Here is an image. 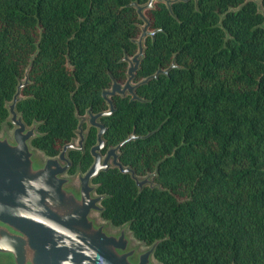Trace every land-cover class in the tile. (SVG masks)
Masks as SVG:
<instances>
[{"label": "trees", "instance_id": "16d2710c", "mask_svg": "<svg viewBox=\"0 0 264 264\" xmlns=\"http://www.w3.org/2000/svg\"><path fill=\"white\" fill-rule=\"evenodd\" d=\"M131 1L0 0V123L10 124L6 102L36 50L16 104L37 122L34 147L57 154L75 136V112L107 109L101 91L126 79L122 57L144 23ZM171 10H145L156 31L134 81L175 66L138 85L141 99L115 94L101 118L107 145L144 135L119 159L138 175L156 170V185L139 191L129 173L100 171L101 215L158 240L161 264H264V13L255 0H175ZM95 141L90 126L69 173L87 169Z\"/></svg>", "mask_w": 264, "mask_h": 264}, {"label": "water", "instance_id": "95a60500", "mask_svg": "<svg viewBox=\"0 0 264 264\" xmlns=\"http://www.w3.org/2000/svg\"><path fill=\"white\" fill-rule=\"evenodd\" d=\"M155 1H164L172 11L171 3L175 0H147L144 3L133 0L129 3L144 23L139 36L133 39L137 51L122 57L127 62L126 79L120 82L113 78L110 86L101 91L108 108L94 112L89 107L83 114L75 112L77 139L73 136L55 155H47L41 150L43 159L36 156L37 147L31 144V139L38 134L37 122L27 124L16 108L37 50L31 55L24 78L19 79L11 100L6 102L12 132L0 134V264H161L154 257L158 240L151 244L140 240L145 244L141 249L129 237L132 233L129 222L116 225L118 230L110 231L106 223L99 222L92 214L96 211L102 216L103 211L101 200L105 194L98 193L97 183L93 182L100 171L117 167L121 172L129 173L139 191L146 185H156L152 179L156 170L138 175L119 159L120 147L125 142L144 135L133 131L117 144L107 145L106 126L101 120L114 111L112 97L115 94L141 99L135 91L138 85L175 66L172 61L166 69L158 68L153 74L134 81L143 57L145 37L153 36L156 31L149 29L150 20L145 13ZM255 1L264 13L260 0ZM90 126L96 128V141L90 146L92 161L84 171L77 167L74 172L78 180L76 185L68 175L72 166L69 151H83Z\"/></svg>", "mask_w": 264, "mask_h": 264}, {"label": "rangeland", "instance_id": "374dc122", "mask_svg": "<svg viewBox=\"0 0 264 264\" xmlns=\"http://www.w3.org/2000/svg\"><path fill=\"white\" fill-rule=\"evenodd\" d=\"M12 129H13V124L12 123H8V122H2V123H0V134H3V133H8V134H11V132H12ZM77 139V136H75V140ZM36 156L39 158V159H43L44 158V156H42V151L40 150V149H37L36 148ZM44 155V154H43ZM68 175H70L72 178H73V183L74 184H78V180H77V178H76V174L74 173V174H71V173H69ZM93 214V216L95 217V218H97V220L99 221V222H104V223H106L107 224V229L108 230H110V231H116V230H118V226H116V225H113V224H111L107 219H105V218H103L102 216H100V214H99V212H95L94 211V213H92ZM130 235H131V237H132V241H133V243H135L136 245H140V248L142 249V248H144L145 247V244L143 243V242H141L139 239H137V238H135L133 235H132V233H129ZM159 264V263H158Z\"/></svg>", "mask_w": 264, "mask_h": 264}, {"label": "bare ground", "instance_id": "6f19581e", "mask_svg": "<svg viewBox=\"0 0 264 264\" xmlns=\"http://www.w3.org/2000/svg\"><path fill=\"white\" fill-rule=\"evenodd\" d=\"M95 212H96V211H95ZM92 213H94V212H92ZM129 237L131 238V241H132L133 239H132V237H131V235H130V234H129ZM132 243H133V241H132Z\"/></svg>", "mask_w": 264, "mask_h": 264}]
</instances>
